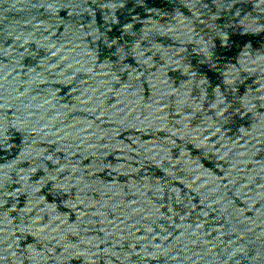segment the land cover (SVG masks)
<instances>
[{"label":"water","instance_id":"obj_1","mask_svg":"<svg viewBox=\"0 0 264 264\" xmlns=\"http://www.w3.org/2000/svg\"><path fill=\"white\" fill-rule=\"evenodd\" d=\"M84 27L164 42L264 72V0H2Z\"/></svg>","mask_w":264,"mask_h":264}]
</instances>
